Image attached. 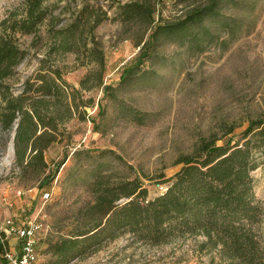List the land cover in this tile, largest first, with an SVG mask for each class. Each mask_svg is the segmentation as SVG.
I'll use <instances>...</instances> for the list:
<instances>
[{
  "label": "rangeland",
  "instance_id": "374dc122",
  "mask_svg": "<svg viewBox=\"0 0 264 264\" xmlns=\"http://www.w3.org/2000/svg\"><path fill=\"white\" fill-rule=\"evenodd\" d=\"M75 1L69 0L70 12L83 6L82 0ZM98 1L109 19L94 35L105 55L104 85L111 91L82 93V100L91 99L93 106L85 108V119L75 116L66 125L63 140L70 141V146L64 148L63 143L50 148L45 154L48 168L40 172L36 165L16 163L17 123L9 131L0 126V222L10 219L18 225L33 221L42 225L36 243L37 264L56 259L49 251V242L89 230L84 213L94 204L96 196L90 185L98 175L109 176L113 183L139 180L149 199H154L166 191L164 182L181 170L177 160L193 154L202 139L234 127V134L227 138L238 141L251 120L264 117V0L225 1L220 16L204 23L213 39L200 43L202 52L179 41H162L141 67V73L149 75L136 74L125 84L120 83L121 75L138 57L151 31L142 24L125 27L114 20L117 3L138 0ZM24 2L0 0V23ZM95 2L88 1L90 5ZM67 3L63 0L60 8ZM204 3L162 0L159 13L165 22H174L192 6ZM62 18L68 22L69 14ZM40 36L43 40L35 48H31L32 36H18L28 55L7 82L15 96L38 74L47 50L45 29ZM75 59V55L66 54L56 58L54 66L71 88L80 90V82L93 67L82 66ZM99 111L102 116H98ZM64 154L66 161L53 182L39 189L44 176ZM251 176L261 212L254 231L264 248V156ZM205 240L203 236H185L156 247L124 233L67 264H223L216 251L200 250ZM3 243L4 249L18 246L13 237ZM0 264H4L2 254Z\"/></svg>",
  "mask_w": 264,
  "mask_h": 264
},
{
  "label": "trees",
  "instance_id": "16d2710c",
  "mask_svg": "<svg viewBox=\"0 0 264 264\" xmlns=\"http://www.w3.org/2000/svg\"><path fill=\"white\" fill-rule=\"evenodd\" d=\"M62 1L25 0L0 23V126L9 131L17 123L16 163L36 165L40 172L48 168L45 154L50 148L63 143L64 148L70 146V141L63 140L66 125L75 116L85 119V108L93 106L91 99L82 100V93L111 91L110 86L104 85L105 55L94 35L95 29L109 19L107 11L98 0L93 5L82 0V8L70 12L69 0H64L67 6L60 8ZM225 1L230 0H205L174 22L161 18L162 0L117 3L114 20L125 27L142 24L151 31L138 57L123 71L120 83L130 82L141 73L151 51L162 41H179L202 52L200 43L213 39L204 23L220 16ZM66 14L68 22L62 18ZM42 29L47 50L38 74L33 82L27 80L22 93L15 96L7 82L28 55L20 47L18 36H32L31 48H35L43 40ZM66 54L75 55L82 66L93 67L80 82V90L71 88L54 66L56 58ZM147 75L148 72L141 73L142 77ZM102 115L99 111L98 116ZM137 121L142 123L143 119ZM234 131L230 127L202 139L193 154L181 156L176 162L181 170L164 182L166 191L154 199H149L148 190L139 180L113 183L109 176L98 175L90 185L96 196L94 204L84 213L89 230L49 242V251L56 257L49 264H67L88 256L124 233L156 247L180 237L203 236L206 240L199 245L200 250L216 251L223 264H264V248L254 231L261 212L251 176L264 156V117L251 120L235 142L227 138ZM219 141H224L223 145H218ZM66 158L64 154L62 161L54 164L39 189L53 182ZM3 250L0 244V254Z\"/></svg>",
  "mask_w": 264,
  "mask_h": 264
},
{
  "label": "built area",
  "instance_id": "2783aa9c",
  "mask_svg": "<svg viewBox=\"0 0 264 264\" xmlns=\"http://www.w3.org/2000/svg\"><path fill=\"white\" fill-rule=\"evenodd\" d=\"M160 189L163 190L162 187ZM42 230V225L37 221L23 222L20 225L10 219L0 222V244L4 247L3 240L10 237L18 242L15 249H4V264H37V236Z\"/></svg>",
  "mask_w": 264,
  "mask_h": 264
}]
</instances>
